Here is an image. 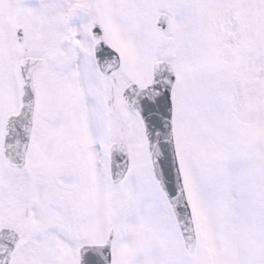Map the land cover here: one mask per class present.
<instances>
[{"label":"snow or ice","instance_id":"obj_1","mask_svg":"<svg viewBox=\"0 0 264 264\" xmlns=\"http://www.w3.org/2000/svg\"><path fill=\"white\" fill-rule=\"evenodd\" d=\"M0 264H264V0H0Z\"/></svg>","mask_w":264,"mask_h":264}]
</instances>
